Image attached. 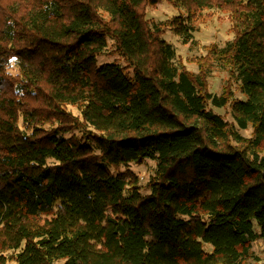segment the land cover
Masks as SVG:
<instances>
[{"label":"trees","instance_id":"obj_1","mask_svg":"<svg viewBox=\"0 0 264 264\" xmlns=\"http://www.w3.org/2000/svg\"><path fill=\"white\" fill-rule=\"evenodd\" d=\"M158 1L0 0V264H250L264 240V0H168L186 14L156 22ZM203 8L227 10L235 33L210 47L219 94L162 36L191 42ZM115 53L124 63L100 61ZM146 159L143 186L129 164Z\"/></svg>","mask_w":264,"mask_h":264},{"label":"rangeland","instance_id":"obj_2","mask_svg":"<svg viewBox=\"0 0 264 264\" xmlns=\"http://www.w3.org/2000/svg\"><path fill=\"white\" fill-rule=\"evenodd\" d=\"M179 13L186 14V11L184 9L180 11L168 0H159L155 5L149 6L147 9L148 18L156 22L169 20ZM194 26L196 29L193 32V40L188 43H184L180 36L170 27L165 28L162 36L174 45L176 62H180L187 69L196 73L199 72L201 65L209 68L210 90L219 94L227 82L228 74L227 71L213 64L210 47L213 44L222 47L234 37L235 33L232 29L233 25L229 12L219 8L200 9L196 13ZM114 59L124 63L116 53L100 56V61H111ZM10 69L15 71L14 62L11 64ZM233 89L235 97H244L235 84L233 85ZM209 108L221 114L228 122H234L231 105L222 107L209 105ZM236 127L245 137H250L253 134L252 127L246 129L239 128L238 125ZM155 166L156 161L152 159H146L143 162H130L129 164V168L139 176L143 186L153 173ZM143 189L145 192L147 191L146 188L143 187ZM205 248L210 249L211 245L205 244ZM251 251L253 254L248 259V262L250 264H264V240L262 238L256 239L251 243ZM7 264H17V262L12 260Z\"/></svg>","mask_w":264,"mask_h":264}]
</instances>
